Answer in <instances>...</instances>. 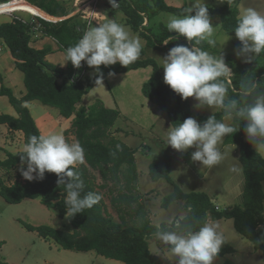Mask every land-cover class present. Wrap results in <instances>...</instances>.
<instances>
[{
	"label": "trees",
	"instance_id": "1",
	"mask_svg": "<svg viewBox=\"0 0 264 264\" xmlns=\"http://www.w3.org/2000/svg\"><path fill=\"white\" fill-rule=\"evenodd\" d=\"M224 1L225 5L220 9L208 6L209 15H218L223 30L228 35L235 36L234 30L239 18L238 10L230 5L231 0ZM21 2L29 3L36 14L39 8L52 17L65 18L70 15L59 0H0V5ZM117 3H119V9L126 15L127 23L134 32L146 39L148 47L156 48L167 54L169 49L177 44H188L186 38L179 37V39H173L168 45H164L162 43L164 39L168 36L175 37L177 34L169 33L167 26L163 23L157 25L158 27L153 25V19L159 13L182 16L186 14L184 9L171 6L165 0H138V2L117 0ZM77 16L79 15L58 22L42 18L38 20L44 35L56 40L61 49L65 50L78 42L83 35L79 29L83 28L84 24L77 21ZM145 18L147 19L146 25H144ZM34 25L19 17L0 25V39L5 41L12 57L16 60L17 69L24 73L27 89L24 97L17 98L11 89L2 86L0 96L8 97L18 117L2 114L0 125H8L12 132H23L26 143L30 136H39L41 132L25 103L39 101L45 106L58 109L60 115L66 119L73 117L70 131L85 149L84 163L74 166V170L80 173L84 182V192L98 193L91 170L98 171L103 180L101 188L110 189L112 195L116 193L111 200L112 207L119 213H124L126 209L133 212L135 205H139L138 198L131 193L138 180L136 151L110 134L120 117V112L106 108L101 101L89 107L78 106L84 96L96 87L95 69L84 80L70 82L69 77L74 71L71 62L68 63L67 71H62L46 61L47 55L52 52L50 47L38 50L31 46ZM208 44L202 41L196 46L201 48L205 46L207 50ZM188 46L191 47V44ZM144 55L145 50L142 49L140 58L127 67L119 63L108 67L101 65L100 71L103 73V79L109 77L110 72L118 75L151 67L152 75L144 83L142 92L151 103L168 115L171 126H176L188 117H194L201 123L211 115H214L217 120L224 118L223 109L208 116L195 113L190 99L182 100L164 83L161 66L156 60L144 58ZM261 55L258 59L256 58L254 65L248 68H235L230 62L228 66L232 69L233 76L228 87L227 99H236L242 104L250 103L256 94L264 93V53ZM0 80L2 81L1 76ZM253 82L258 87L251 95L245 96L244 93L249 90ZM231 123L237 129L241 127L236 133L226 136L225 144L239 146L240 162L245 177L243 206L217 210L211 197L206 193L183 192L170 178V159L167 160L165 166L152 163L149 174L154 182L166 179L174 186V192L166 196L162 202L164 209L176 201L185 202L188 215L180 224L175 221L171 225L165 223L161 226L152 225L145 217L144 210L138 212L140 214L138 224L127 225L124 217H122V222L117 223L109 214L102 199L91 209H86L73 217L67 216L64 185H58L57 176L51 173H45L43 180L17 181L11 186L0 180V195L9 204H20L25 199H39L47 208L57 209L59 217L67 220L73 227V232L45 225L33 226L23 221L21 223L28 231L36 232L45 240L54 241L64 250L95 251L99 256L124 264H161L159 256L151 252L149 245V239L155 236L158 230L184 231L188 227L197 229L209 219H231L236 231L249 240L256 251L262 253L264 260V158L245 139L243 121L234 118ZM65 134L68 135L69 131ZM23 154V151L16 154L9 153L5 160H0V168L6 171L15 169L21 165L20 157ZM19 176L22 178L21 174ZM110 182H113V188L109 187ZM234 253L233 247L225 245L218 256L224 257ZM0 264H10L3 259L1 253ZM224 264L232 263L226 261Z\"/></svg>",
	"mask_w": 264,
	"mask_h": 264
},
{
	"label": "rangeland",
	"instance_id": "2",
	"mask_svg": "<svg viewBox=\"0 0 264 264\" xmlns=\"http://www.w3.org/2000/svg\"><path fill=\"white\" fill-rule=\"evenodd\" d=\"M59 1L68 12H73L75 6L79 7L84 2L82 0ZM132 1L138 2V0ZM165 2L171 6L186 10L196 4L197 0H165ZM204 2L214 9H220L225 5L224 0H204ZM230 5L238 10L239 17L248 8H253L261 14H264V0H231ZM96 12L105 14L109 19H114L116 22L123 24L131 36H138L141 39L143 49L145 50L144 58L156 60L161 66L162 79L164 81L162 59L167 54L156 48L148 47L146 39L139 33L134 32L132 27L127 23L125 13L119 8H112L108 0H97ZM75 15L80 16H77V18L79 17L78 22L85 23V15L79 13ZM171 16L176 15L164 12L159 13L153 19V25L157 26L163 23L167 26ZM15 17L23 18L27 21L34 20L35 23L39 22V17H35L31 13L14 11L0 14V25L11 22ZM210 17L215 28L212 35L206 37L204 41L208 43V40L211 39L216 43L215 46L208 44L207 50L203 46V50L216 56L222 53L226 63L229 65L232 62L235 68H248L253 66L259 55H262H256L251 63H245L242 58L235 54L236 50L241 46L240 42L235 36L228 35L223 30L218 15H210ZM91 26L95 27L96 22L93 21ZM55 41L52 42L57 45L58 42L56 41V43ZM0 45L3 47V51H0V56H2L9 50L5 43L0 42ZM59 51L64 54L65 50L60 47ZM59 51H56V53L60 54ZM152 72V68L149 67L125 74L109 76L104 79L103 87H96L88 95L84 96L81 101L83 106L87 107L97 101H101L108 108L119 110L121 115L115 126L111 129L110 134L115 139L136 151L135 158L138 180L136 187L131 193L138 198L139 205H135L133 212L126 209L124 213H119L112 207L111 200L113 195L116 196V193L112 195L110 189L101 188L103 180L99 172L91 170V175L94 177V182L97 187L96 190L102 196V201L105 202L109 214L117 223L122 222V217H124L127 225L138 224L140 221V214L138 212L144 210L145 217L152 225L161 226L163 223L171 225L175 221L181 220L182 217L188 215L185 202L176 201L167 209H164L162 202L166 196L174 192V186L166 179L154 182L151 180L149 174L152 163L165 166L167 160L170 159V178L177 187L185 193H206L211 197L216 206H219L222 210L225 209L232 203L231 200L235 193L234 191L238 190L234 185L235 180L243 172L241 163L234 155L235 149L224 148L225 145L221 143L218 147H220L221 151L227 150L228 155L226 159L219 165L206 167L202 166L199 162H193L191 160V153L195 151L194 148L189 149L185 153H180L171 148V146H168L165 131L168 129L167 125L171 126L169 117L158 106L151 103L142 92L143 85L151 77ZM189 99L191 105H193L194 112L197 114L208 116L220 110V108L216 107L197 108L195 107L197 102L194 98ZM37 103L42 106L45 112H35L34 115L37 118L35 120H38L40 116L39 124L46 125V128L48 126L51 127L53 116H56L59 110L54 107L44 106L38 101ZM32 106V110L35 111L34 105ZM71 120H73V117L70 118L69 122L67 121L71 123L70 128L63 132L68 142L76 141L75 136L70 131L72 126ZM68 123L65 124V122H62L60 126L66 125L65 127H67L69 126ZM46 128H43L44 132ZM57 129H59L58 126ZM66 131H69L68 135L65 134ZM6 139L12 140L16 145L18 144V137L15 134L6 135V132L0 131V144L2 145L3 143V147L6 145L4 144ZM16 145H10L12 148L4 147V149L0 147V160L7 158L9 153L18 152L19 146ZM234 166H238L241 171L239 173L231 171ZM20 167L21 165L11 171L0 168V180L9 186L15 184L17 181L24 182L25 179L19 176ZM109 187H114L113 182L109 183ZM21 221L33 226L45 225L58 230L73 232V227L67 220L59 217L57 209L47 208L39 199H25L20 204H9L0 195V253L3 259L10 264H124L99 256L95 251L74 252L64 250L54 241L45 240L36 232L28 231ZM218 221L221 224V230L225 236V243L222 248L225 245H230L235 249V253L227 254L224 257L217 256L214 264H224L226 261H230L232 264H264L262 253L256 251L253 244L236 231L233 220L222 219ZM149 245L151 252L159 256L161 264H176V257L155 236L149 239Z\"/></svg>",
	"mask_w": 264,
	"mask_h": 264
},
{
	"label": "clouds",
	"instance_id": "3",
	"mask_svg": "<svg viewBox=\"0 0 264 264\" xmlns=\"http://www.w3.org/2000/svg\"><path fill=\"white\" fill-rule=\"evenodd\" d=\"M108 3L112 8L119 7L117 0H108ZM185 12L182 16L169 18L167 30L177 35L168 36L162 43L168 45L173 39L184 37L191 47L177 44L169 49L162 59L164 83L182 100L194 98L197 102L195 107L220 108L225 116L217 120L211 115L203 123L188 117L165 131L167 145L180 153L194 148L191 160L202 166L219 165L228 152L221 151L218 146L224 137L241 129L229 122L235 118L243 121L247 142L256 152L264 153V93L256 94L250 103L227 99L233 74L224 55H212L196 46L210 37L215 28L208 5L204 0H197ZM89 14L96 26H91L78 42L67 47L64 56L66 63L71 62L75 68H80L84 62L95 69L96 87H103L104 77L100 66L119 63L127 67L140 58L143 43L138 36H131L123 24L109 19L105 14ZM234 32L241 45L235 54L245 63H251L256 55L264 53V14L253 8L246 9L238 18ZM208 43L215 46L216 42L210 39ZM113 75L115 73H109V76ZM257 87L253 82L244 95H251ZM23 153L20 157V174L25 180H43L45 173H51L57 176L58 185H64L67 216L73 217L91 209L102 199L99 193L84 192L81 175L74 170L75 165L85 161V149L79 141L68 142L64 135L56 133L32 135L24 144ZM231 171L239 173L241 169L234 166ZM185 219L182 217L176 223L180 224ZM155 237L176 257V264H214L225 243L221 224L215 219L206 220L197 229L158 230Z\"/></svg>",
	"mask_w": 264,
	"mask_h": 264
},
{
	"label": "crops",
	"instance_id": "4",
	"mask_svg": "<svg viewBox=\"0 0 264 264\" xmlns=\"http://www.w3.org/2000/svg\"><path fill=\"white\" fill-rule=\"evenodd\" d=\"M82 1L90 2L92 0H82ZM117 8H119V7H117ZM37 9L39 12L36 14V12L30 7L29 3H26V2L15 3L12 5L1 4L0 5V14H6V13L14 12V11H23V12L31 13L33 16H37V17L43 18L45 20L56 21V20H64V19L70 18V17L74 16V14L76 13V11H73V12L71 11L70 15L68 17L57 18V17H52V16L48 15L47 13H45L44 11H42L39 8H37ZM78 18H77V20H78ZM24 20H26V19H24ZM29 21L31 22V20H29ZM38 25H40L39 22L36 23V29H33L31 46L35 49H38V50L44 49L46 47H50L52 49V52L49 55H47L46 61L57 66L62 71H67L69 62L66 63L64 54L61 51H59V48H60L59 44L53 38L45 36L44 32L42 31V27L39 28ZM52 41H55L57 43V45L54 44ZM0 42L5 43V41L3 39H0ZM2 49H3V47H2ZM8 50H9V48H8ZM56 51H59L60 54H57ZM0 76L2 77V81L0 80V89L2 88V86H5V87L11 89L17 98H22L26 95L27 89L25 87V82L23 83L24 73L22 71H20L19 69H17L16 60L12 57L10 50L6 54L0 56ZM64 76L67 77L66 74H64ZM103 81H104V79H103ZM25 105L30 110V113H31L34 120L37 119L34 115L35 112H38V113H40L41 111H43V113L45 112V110L42 108V106H40L37 103V101L25 103ZM32 105H34V108L36 109L35 111L32 110V108H33ZM80 106H83V104L81 103ZM105 107L108 108L107 106H105ZM192 108H193V105H192ZM110 109H113V108H110ZM2 114H7V115L14 116V117H18L17 112L11 106V104L9 103V99L6 96H0V115H2ZM120 115H121V113H120ZM40 119H41V117L39 116L38 120H35V122L38 125L41 134H44V135L51 134V133L63 135L64 134L63 132L65 130H68V128H70V125H71V123H68L70 119H66V118L62 117L60 115V113H57L56 116L55 115L53 116L52 126L51 127L48 126V128L45 127L46 125H40L39 124ZM62 122H65V124L68 123L69 126L65 127L66 126L65 125V126L61 127L60 124ZM70 122H72V120ZM231 122H232V120L230 121V123ZM57 126L59 129H57ZM170 127H171L170 125H167V128H170ZM43 128H46L45 132H44ZM0 131L6 132V135L7 134L8 135H14L15 134L18 137V144L17 145L12 140L6 139V142L4 141V144H6V145H4V147L12 148V146L16 145V146H19V149L17 150L18 152H21V150H23L22 145H23V143H25L23 132H21V131L12 132L9 129L8 125H0ZM225 138L226 137H224L223 142H222L225 145L224 148L227 147V148L235 149L234 155L236 156V158L240 162L239 146L238 145H226L225 144ZM10 145H12V146H10ZM0 147L4 149L3 143H2V145L0 144ZM0 152H1V150H0ZM18 152H16V153H18ZM16 153H13V154H16ZM260 154L264 158V153H260ZM1 158H3V157H1ZM234 185L238 190L234 191L235 193L232 196V200H231L232 203H230V205H228L225 209L231 208L234 206H243V204H244V189H245L244 171L242 172V175L237 176ZM216 207L219 210L221 209L219 206H216Z\"/></svg>",
	"mask_w": 264,
	"mask_h": 264
},
{
	"label": "built area",
	"instance_id": "5",
	"mask_svg": "<svg viewBox=\"0 0 264 264\" xmlns=\"http://www.w3.org/2000/svg\"><path fill=\"white\" fill-rule=\"evenodd\" d=\"M76 9H77V11H76ZM96 9H97V0H92V1L86 2V3L83 2L79 7L75 6V9H74V11H76L75 14L79 13V14L85 15V23H83L84 26H83V28L79 29V31L84 33L86 30H88L90 28L93 20L90 17L89 12H96ZM26 22H29V21H26ZM31 23H34L35 24L34 28H36V23L34 21H31ZM146 24H147V19L144 22V25H146ZM38 27L40 28L41 25H38ZM1 50H2V48L0 47V51ZM92 70H93V68H89L84 62H82V66L80 68L74 67V71L72 73V76L69 77V81L70 82L82 81L92 73ZM217 210H218V208H217Z\"/></svg>",
	"mask_w": 264,
	"mask_h": 264
},
{
	"label": "water",
	"instance_id": "6",
	"mask_svg": "<svg viewBox=\"0 0 264 264\" xmlns=\"http://www.w3.org/2000/svg\"><path fill=\"white\" fill-rule=\"evenodd\" d=\"M43 19V18H42ZM60 21H62V20H60ZM56 22H58V21H56Z\"/></svg>",
	"mask_w": 264,
	"mask_h": 264
}]
</instances>
